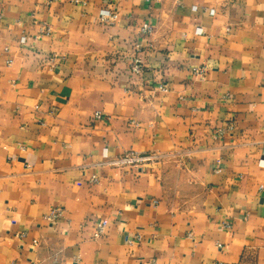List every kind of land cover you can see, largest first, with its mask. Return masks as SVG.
I'll return each mask as SVG.
<instances>
[{
    "label": "crops",
    "instance_id": "0c3cea01",
    "mask_svg": "<svg viewBox=\"0 0 264 264\" xmlns=\"http://www.w3.org/2000/svg\"><path fill=\"white\" fill-rule=\"evenodd\" d=\"M261 160L264 0H0V264H264Z\"/></svg>",
    "mask_w": 264,
    "mask_h": 264
},
{
    "label": "built area",
    "instance_id": "2783aa9c",
    "mask_svg": "<svg viewBox=\"0 0 264 264\" xmlns=\"http://www.w3.org/2000/svg\"><path fill=\"white\" fill-rule=\"evenodd\" d=\"M213 10H209V14H213ZM99 18L102 21H111L116 18V12L110 10L108 8H103L99 10ZM151 31V26L148 23H144L141 28L140 32L149 34ZM50 32L49 28L45 26L43 28V34H48ZM21 42H25V37L21 38ZM51 61L54 60V57L50 58ZM130 70L133 73L140 74L142 72V64L138 58H133L129 64ZM195 72H200V70H196ZM96 117H100L99 114H96ZM160 158L159 154L156 153H141L134 150H128L116 157L108 158L105 163L109 166L113 167H144L150 163L158 161ZM260 163H264V160H261ZM94 178V177H93ZM62 209L60 207L52 208L46 218L50 221L56 220L61 215ZM104 230V224L102 222H98L93 232L94 237H98ZM136 239H139V235L136 234Z\"/></svg>",
    "mask_w": 264,
    "mask_h": 264
}]
</instances>
